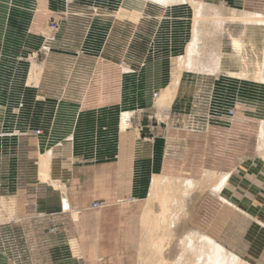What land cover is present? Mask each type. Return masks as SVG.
I'll return each instance as SVG.
<instances>
[{
  "label": "rangeland",
  "instance_id": "374dc122",
  "mask_svg": "<svg viewBox=\"0 0 264 264\" xmlns=\"http://www.w3.org/2000/svg\"><path fill=\"white\" fill-rule=\"evenodd\" d=\"M197 1L219 6L221 11L222 31L215 32L209 41V46H216L220 55L217 71H193L186 67L176 71L174 59L187 54L186 47L192 39L194 10L189 1L161 5L150 0H46L39 31L47 42L36 58L47 57L49 42L59 32L61 22L60 28L66 23L68 30L74 28L70 25L79 23L80 65L76 69L75 62H25L24 76L29 77V82L21 87L31 91L20 93L15 100L0 99L6 105L24 109L58 107L63 103L81 109L79 117L56 115L54 120L56 127L58 124L60 129L70 130L78 140L75 147L68 148L78 161L119 154L122 138L130 131L137 130L140 135L147 129V134H142L148 139H161V160L154 170L149 169L166 181L161 189L169 196L167 216L177 211L181 215L168 233V222L161 225L160 221L161 191L150 194L154 175L131 179L130 188L143 193L120 195L125 202L130 203L131 198L135 202L133 206L127 205L131 207L128 219L137 224V235L133 237L136 242L129 244L132 258L127 264H156L159 258L150 247L151 235L141 222L143 215L149 223L159 226L155 227L154 238L164 239L160 256L166 264L180 261L178 240L190 233L217 241L222 249L248 264H264V141L260 139L264 127V82L254 80L251 74L247 78L238 75L245 68L231 41V37H242L243 55L251 73L255 54L262 47L264 26H245L229 17L232 10L264 14V0ZM28 5L33 10V5ZM2 22L5 25L7 19ZM8 23L11 25V21ZM68 30L67 33L71 32ZM68 35L73 44L74 33ZM198 43L201 47L206 43L205 34ZM53 52H65L68 58L75 54L73 48L61 51L59 46ZM175 72H179L177 80H173ZM31 75H37L35 85L30 81ZM171 86L176 89L165 108L157 100ZM21 112L4 116L0 108V124L5 118L8 123L17 118L21 125V129L11 131L0 129V139L21 140L14 147L0 144V249L10 253L35 251V264H42L45 260L37 254L44 251L50 234L57 232L51 229L57 228L53 217L58 213L55 208L59 198L58 191L38 177L39 156L49 151L51 163L52 155L58 156L60 152L54 148L53 154L51 145L58 143L60 135L38 129L46 138L40 142L39 135L34 134L36 129L28 125L41 124L44 116ZM123 113L129 114L125 129L121 127ZM45 118L44 121L48 116ZM48 137L53 144L49 145ZM57 162L52 164L56 167L53 169H57ZM2 200L7 203L5 208ZM101 202L93 200L90 204L98 209ZM27 205L28 223L22 220ZM117 219L122 222L124 215ZM67 220L75 219L68 214ZM26 235L30 242L24 241ZM74 238L70 237L67 250L79 256L80 242ZM75 260L76 264L83 261Z\"/></svg>",
  "mask_w": 264,
  "mask_h": 264
},
{
  "label": "crops",
  "instance_id": "0c3cea01",
  "mask_svg": "<svg viewBox=\"0 0 264 264\" xmlns=\"http://www.w3.org/2000/svg\"><path fill=\"white\" fill-rule=\"evenodd\" d=\"M45 2L46 0H0V99L15 100L19 98L20 93L27 94L31 91L28 88L24 90L22 88L24 86L21 87V85H26L29 82V77L24 76L26 70L24 69L25 62H59L57 63L58 65L60 62H75L74 67L76 69L80 65L77 63L81 62L77 55V45L81 46L82 35L81 24L79 23L70 25L74 27V30H68L66 23L60 28L63 25V22H61L59 24V32L49 42L50 47L47 48L49 50L47 57L36 58L41 52L42 46L47 42L39 31L43 23L42 20L45 18L43 13V3ZM25 3L32 4L33 10L29 9L31 5H25ZM38 7L43 9L38 10ZM3 19H7L5 25L2 22ZM8 20L11 21V25H9ZM66 30L71 32L67 33ZM73 33L75 37L72 44L71 37L68 34ZM15 34L17 35L16 38L13 37ZM77 34L78 38L76 37ZM57 46L60 47L61 51L66 50L67 47L73 48L74 56L70 55V58H68L65 52L63 54L53 52L57 49ZM26 55L27 57H25ZM72 57H74V60ZM9 63H11L10 68L7 66ZM64 65L63 63L62 66ZM7 87L9 89H5ZM35 91L37 92V90ZM35 91L33 92L36 93ZM6 103L0 102V108L4 116H17L20 111L23 114L25 110L27 111L26 114L40 113L44 116L41 124L28 126L31 129L52 130L53 134L59 133L60 135L59 139H56L58 143L54 145H51L54 143L52 138H47L49 145L53 146L50 149L52 153H55L54 150L56 149L54 148H59L58 151L60 152L58 156L52 155L50 163L51 183L49 181L45 183L53 186V189L58 191L59 199L55 208L58 213L53 217L56 219L57 228L56 230L51 229L53 232H57L50 234L46 241V250L44 249L43 252L37 254L38 257L42 255V259L45 260V263L42 262V264H76L77 261L75 259L77 258L83 260L80 262L81 264H127L128 260L132 258L129 244L136 242L133 237L137 235L135 233L137 224L128 219L131 207L127 205L133 206L135 202H125L120 195L129 193L136 196L143 193L139 189L130 188V182L134 178L141 179L147 176L151 178L155 174L149 168L153 169L157 162L161 160V139H148L142 134H147V129H143L140 135L137 130L134 132L130 131L122 138V150L119 154L112 155V153L96 160L78 161L76 160L77 156H74L73 152L68 149L75 147L78 140L74 138L70 130L60 129L58 124V131L56 132L57 127L54 125V120L56 115L66 116L67 114H72L79 117L81 109L78 110L75 106L73 109L64 103L58 107L49 108L44 106L38 108L32 106L25 109L21 106L6 105ZM46 116L48 118L44 121ZM10 120L11 123H8L5 118L0 124V129L9 131L14 128L21 129L17 118L14 121ZM29 124H31L30 121ZM69 135L71 137H68ZM37 137H40L37 138V140L40 139V142L46 141L43 133ZM20 142L21 140L13 138L0 139L2 146H19L18 143ZM56 160H59L57 162L58 166L57 169H53L55 166L52 164L56 163ZM63 200L67 201L68 209L62 206ZM93 200H101L102 205L97 207L98 209H93L90 204ZM1 203L5 208L6 201L2 200ZM22 209L23 211L25 210V208ZM30 210H33L32 207ZM27 211L29 212L28 205L26 207V216L22 217V220L26 219L28 223L30 216ZM68 214H71V217L75 220H72V222L67 220ZM73 214L75 215L73 216ZM121 215H124L122 222L117 219V216ZM20 216H24V214ZM16 220L18 219H11L12 222ZM43 223L50 225L46 221ZM71 236H74V239L80 242L81 250L79 256L71 254L72 251L67 250V244L71 241ZM29 239L28 235H26V238L24 237V241L30 242ZM34 260H36V252L29 249L17 253H10L0 249V264L37 263Z\"/></svg>",
  "mask_w": 264,
  "mask_h": 264
},
{
  "label": "bare ground",
  "instance_id": "6f19581e",
  "mask_svg": "<svg viewBox=\"0 0 264 264\" xmlns=\"http://www.w3.org/2000/svg\"><path fill=\"white\" fill-rule=\"evenodd\" d=\"M150 1L156 2L161 5L178 3L182 1L183 2L189 1L193 6L194 20H193V28H192V39L191 41H189L186 47L187 54L174 59L175 62H177L176 71H179L181 68H185V67L193 71L194 70L196 71L204 70L205 68L209 69L208 71H212V72L217 71L219 67V62H221V60L219 61L220 55L218 54V51L216 50V46L215 47L209 46L210 45L209 41L212 37L214 38L215 32L219 33V31H222V27H221L222 18H221V13H220L221 11L218 8L219 6L216 7L214 5L212 6V5L204 4L203 2H199L197 0L196 1L195 0H150ZM229 17L234 21L237 20L241 22L245 26L247 24L264 26V14H262V12L232 10ZM208 22H209V25H208ZM210 23L212 26H210ZM203 30H204V33H203ZM203 34L206 35V43H204L203 46L201 47L198 41L200 39V36ZM231 38H232L231 41H232V46H233L232 48H234V50L237 52L238 55H241V59H242L241 61L243 63L242 65H244V68H245L238 75L242 78L243 77L247 78L249 77V74H251L254 80L264 82V34H263V39H262V47L260 49V53L258 55L255 54V60H254L255 68L253 72L251 73L247 67L249 66V62L245 60L246 55L245 57L243 55L244 54L243 52H245L244 50L245 45L243 44V41L241 40L242 37H240L241 39L239 37L238 38L231 37ZM252 46H251V49L255 48ZM206 62L208 63L206 64ZM176 68L174 67V69ZM178 77H179V72H175V74H173V80H177ZM30 81L35 85L37 81V75L34 77L33 75H31ZM175 89H176L175 86H171L170 88H167L164 91H162L161 95H159L157 103H159V105L165 106V108L168 107L169 100L172 99ZM128 118H129L128 113L122 114L121 116L122 129H125L128 126L129 124ZM260 139L261 141H264V127H262V131L260 132ZM262 148L264 150V144ZM49 156H50L49 151H46L45 153H42L39 156V177L41 180L45 182L46 181L50 182V157ZM163 184L166 186V181H164L161 176L154 175L151 181V185H150V188H151L150 194L151 193L158 194V192L161 191L162 195L160 196V199H159L160 204H158L160 205L159 206L160 207V221L162 223L161 225H163V223L168 222L166 226V230L169 233L170 228H171L170 226H172L176 222L178 217H180L181 211L170 213V216H167L166 212H168L169 210V205H168L169 196H167L166 193H164L166 190L163 189L164 190L163 191L161 189V186ZM132 201H134L133 198L130 199V202ZM62 206H64L65 209H68V203L66 200H63ZM74 215L75 214H73V216ZM141 220H142L141 222L146 225V226L144 225V227L145 228L148 227L147 232L149 233V235H151V237L148 235L149 236L148 239L151 238L150 247L152 248V250H154L156 254H159V258L156 260V264H166V259L163 256H160L162 245H163L162 242L164 239L163 237L158 238V239L154 238L155 237L154 234H157L156 228L158 229L159 226L157 227V225H154L151 222L149 223V221H147L146 215L145 216L143 215ZM144 231L145 230H143V232ZM178 242H179V249H180V254L178 257L180 261H176L174 262V264H248L244 260H242L240 257L232 254V252L226 249L225 250L222 249L221 244H219L217 241L212 240L210 238L207 239L204 235H201V234L196 235V234L190 233L188 235H184L178 240ZM220 253L222 254V256L220 255Z\"/></svg>",
  "mask_w": 264,
  "mask_h": 264
},
{
  "label": "built area",
  "instance_id": "2783aa9c",
  "mask_svg": "<svg viewBox=\"0 0 264 264\" xmlns=\"http://www.w3.org/2000/svg\"><path fill=\"white\" fill-rule=\"evenodd\" d=\"M55 27H56V25L53 24V25L51 26V29L54 30V29H56ZM232 113H233V111H231V114H232ZM34 134H36V135H40V134H41V131L38 130V129H36V130H34Z\"/></svg>",
  "mask_w": 264,
  "mask_h": 264
}]
</instances>
